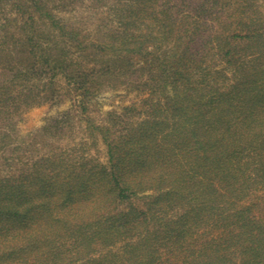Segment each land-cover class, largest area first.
<instances>
[{
    "label": "trees",
    "instance_id": "trees-1",
    "mask_svg": "<svg viewBox=\"0 0 264 264\" xmlns=\"http://www.w3.org/2000/svg\"><path fill=\"white\" fill-rule=\"evenodd\" d=\"M69 2L0 0V123L58 104V75V122L137 97L84 118L105 162L63 150L0 176V264H264V0H113L88 40Z\"/></svg>",
    "mask_w": 264,
    "mask_h": 264
},
{
    "label": "rangeland",
    "instance_id": "rangeland-1",
    "mask_svg": "<svg viewBox=\"0 0 264 264\" xmlns=\"http://www.w3.org/2000/svg\"><path fill=\"white\" fill-rule=\"evenodd\" d=\"M68 9L60 10L58 16L67 23L78 25L79 31L86 39L93 38L98 27L110 22L109 8L113 0H68ZM111 3V4H110ZM7 9H10L7 6ZM0 10V17L3 15ZM11 12V11H9ZM9 15L11 13H8ZM15 28L14 26L12 27ZM18 28L16 27V30ZM48 41V37L46 39ZM48 48V47H47ZM48 51V50H46ZM77 57L82 56L78 52ZM87 59H84L86 62ZM89 65L95 64L94 60L87 61ZM9 74L8 69L0 68V80ZM61 88L63 99L58 104H44L27 109L26 111L11 116L7 121L0 123V176H7L23 168L28 163L39 157L61 153L63 150L74 152L77 156H89L106 161V149L99 140L93 144L92 138L86 130L85 116L96 123L108 122V111L120 110L125 105L136 100V91L129 93L124 85L117 88L104 90L93 101H90L85 113L72 108V113L58 121L61 114L71 106V98L67 92V83L63 77H56ZM62 100V101H61ZM81 113V114H80ZM3 132H6L5 135ZM9 146L14 147V150Z\"/></svg>",
    "mask_w": 264,
    "mask_h": 264
}]
</instances>
